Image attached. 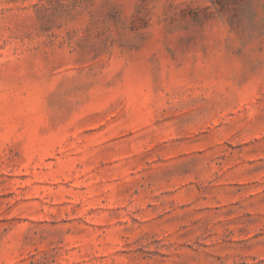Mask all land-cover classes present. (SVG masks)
Instances as JSON below:
<instances>
[{"label":"rangeland","instance_id":"obj_1","mask_svg":"<svg viewBox=\"0 0 264 264\" xmlns=\"http://www.w3.org/2000/svg\"><path fill=\"white\" fill-rule=\"evenodd\" d=\"M0 264H264V0H0Z\"/></svg>","mask_w":264,"mask_h":264}]
</instances>
